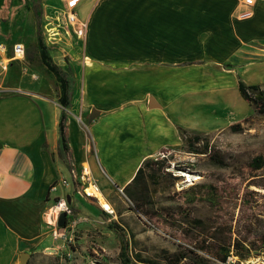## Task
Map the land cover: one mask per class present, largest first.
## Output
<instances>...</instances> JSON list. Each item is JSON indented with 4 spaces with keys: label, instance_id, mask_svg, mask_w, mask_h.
<instances>
[{
    "label": "crops",
    "instance_id": "crops-1",
    "mask_svg": "<svg viewBox=\"0 0 264 264\" xmlns=\"http://www.w3.org/2000/svg\"><path fill=\"white\" fill-rule=\"evenodd\" d=\"M36 2L43 30L65 7L59 0H30L33 9ZM76 5L87 24L84 38L68 34L66 24H58L62 33L55 41L44 31L70 82L64 106L60 87L45 70L23 71L24 59L9 54L15 30L2 26L7 21L15 26L23 5L0 0L1 82H9L0 85V264H22L24 253L26 264H67L63 242L44 218L58 198H66L72 216L81 218L78 243L98 230L127 239V224H136V217L129 216L133 211L125 209L124 197L130 199L121 191L142 163L182 145V129L208 134L226 127L216 114L233 116L228 90L239 89L238 73L257 63L264 74V0L252 6L241 0H79ZM85 167L113 213L82 192ZM61 177L70 184L63 185ZM111 220L123 233L110 227ZM74 264L135 263L78 258Z\"/></svg>",
    "mask_w": 264,
    "mask_h": 264
},
{
    "label": "rangeland",
    "instance_id": "rangeland-1",
    "mask_svg": "<svg viewBox=\"0 0 264 264\" xmlns=\"http://www.w3.org/2000/svg\"><path fill=\"white\" fill-rule=\"evenodd\" d=\"M17 1L23 6L15 15L13 21L15 26L9 21L2 26L3 29L11 26L15 30L8 46L9 54L14 58L24 59L23 71L39 70L42 74L45 70L59 87L55 76L43 67L44 64L39 58L37 18L33 3L30 4V0ZM56 1L49 0L48 3L56 4ZM42 34L44 35L43 28ZM18 43L23 44V51L19 54L15 51V45ZM48 47L51 55L53 49H57ZM53 59L55 62L59 60L57 57ZM256 64L249 66L245 72H239L238 78L252 81L253 84L258 81L264 83V74L259 69L260 65ZM1 71L0 85L1 76L5 75V72ZM43 82L46 83L47 79L45 78ZM7 83L2 85H8ZM261 85L264 88V84ZM228 93L227 102L229 108L230 105L234 108L233 116L221 117L216 114L219 124L226 127L208 134L200 133L203 135V140L198 145L200 150L204 151V145L208 143V150L212 151V154H219L224 159V165L215 163L206 153L191 152L185 141L175 149L166 150L154 157L166 159L169 166L162 169L157 181H152L150 201L144 202L143 207L145 211L156 213L155 222L163 220L164 225L158 226L149 220L135 208L132 200L124 197V191H121L127 202V205H124L125 209L134 212L129 216L134 220V216L136 217V224L135 222L127 224L129 236L124 239L118 233L114 236H106L99 230L94 231L81 243L77 241L78 253L73 256L74 263L78 258L91 259L97 263L120 260L122 249L127 245L128 255L137 264H148L139 259H160L165 250L173 252L181 249V246L193 247L194 243L185 237L186 231L192 228L190 224L192 217L205 220L206 226L203 231L208 233L213 229L212 225L216 220L220 218L230 220L233 214V236H248L257 243L258 249L250 245L252 249L248 260L264 254V247L256 241L264 234V175L251 177L252 169L249 165L255 156L264 155V115L254 111L238 88L229 89ZM219 108L224 109L225 106L220 105ZM232 124L239 125L232 128ZM174 175H177V179ZM210 191L214 194L212 198ZM198 234L201 235L202 232L195 230V235ZM106 244L111 248V252L103 248H107ZM117 245L119 251H114ZM203 255L206 257L204 264L218 263L216 258ZM230 256L232 258L228 257L225 264H240L242 261L233 254ZM63 258L70 261L72 254H64Z\"/></svg>",
    "mask_w": 264,
    "mask_h": 264
},
{
    "label": "trees",
    "instance_id": "trees-1",
    "mask_svg": "<svg viewBox=\"0 0 264 264\" xmlns=\"http://www.w3.org/2000/svg\"><path fill=\"white\" fill-rule=\"evenodd\" d=\"M34 9L37 18V47L39 50V58L44 64L43 67L55 76L61 91L60 102L62 105L67 106L70 82L65 71L54 61L49 47L45 42L41 27L40 4L36 2ZM239 90L244 100L247 101L250 106H252L254 111L264 115V88L262 85L258 83H246L239 78ZM238 125L239 124H232L231 127L236 128ZM60 132L61 142L63 146L66 147L67 134L63 119L60 123ZM182 137L189 145L191 152L206 153L214 160L215 163L224 165V159L219 154H212V151L208 150V143L204 145V151L200 150L198 145L203 140L202 134H193L186 129H182ZM249 165L252 169L250 174L251 177H261V175H264V155L255 156ZM168 166L169 164L166 162V159H146L139 167L133 180L123 190L125 195L130 200H132L135 208L146 215L148 219L152 220L153 222H155L156 213L145 211L143 207L144 202L150 201L152 181H157L162 173V169L167 168ZM174 177L177 179V175H174ZM210 194L212 198L214 194H212L211 191ZM233 215L232 219L230 220H227L226 218H220L216 220L212 225L213 229L208 233L203 231L206 226V221L198 217H192L190 219L192 228L190 231H186L185 237L188 239V241L194 243L193 247L181 246V249L173 252L165 250L160 256V259L150 260L140 258L139 260L148 264H204L206 257L203 254H207L216 258L218 260L217 264H225L231 254L237 256L239 260H248L250 251L252 249L250 245H252L254 249H258L257 243L248 236H233ZM190 217L191 216L189 215L188 218ZM161 221L162 222H155L156 225H164L163 220ZM109 225L117 232L123 233V228L116 220H111ZM195 230H200L202 234L195 235ZM256 241L260 242L262 247H264V234L261 235ZM127 249V245L122 249L120 261L123 263L137 264V262L128 255Z\"/></svg>",
    "mask_w": 264,
    "mask_h": 264
},
{
    "label": "built area",
    "instance_id": "built-area-1",
    "mask_svg": "<svg viewBox=\"0 0 264 264\" xmlns=\"http://www.w3.org/2000/svg\"><path fill=\"white\" fill-rule=\"evenodd\" d=\"M64 2L65 7L60 10L58 15L57 22H49L45 27V36L48 40L55 41L54 38H57L62 32L60 31V25L66 24L67 33L70 35H75L79 38H84L86 35L87 24L84 20L79 18L77 12L76 3L79 0H59ZM244 4L252 6L255 4L256 0H241ZM15 51L19 54L23 51V44L18 43L15 45ZM1 68V65H0ZM1 70V69H0ZM81 180L83 181L82 192L86 197L93 198L98 202L99 193H103L97 180L91 175L87 167L84 168L83 173L81 174ZM63 185L68 186L70 181L61 177L59 180ZM58 183L51 186L52 190H56ZM100 203V202H99ZM103 207V206H102ZM104 208V207H103ZM105 209V208H104ZM109 213H113V209H105ZM73 208L66 198H58L56 201L48 206L44 211V218L46 223L52 227L53 237L55 239H60L63 242L62 248L66 249L65 254H72V261H67V264H74L73 256H75L77 248V234H76V225L78 220L81 218L73 217ZM62 213L67 214L65 226H60L59 221ZM52 250V249H50ZM229 258H232L229 256ZM237 259V257H235ZM240 264H264V254L258 255L256 258L251 260H243Z\"/></svg>",
    "mask_w": 264,
    "mask_h": 264
},
{
    "label": "water",
    "instance_id": "water-1",
    "mask_svg": "<svg viewBox=\"0 0 264 264\" xmlns=\"http://www.w3.org/2000/svg\"><path fill=\"white\" fill-rule=\"evenodd\" d=\"M94 117H95V114L92 113L91 114V119H93ZM66 219H67V214L66 213H62L61 218H60V221H59V225L62 226V227L65 226ZM27 258H28V254L27 253H24L23 256H22V258H21L22 264H26Z\"/></svg>",
    "mask_w": 264,
    "mask_h": 264
},
{
    "label": "bare ground",
    "instance_id": "bare-ground-1",
    "mask_svg": "<svg viewBox=\"0 0 264 264\" xmlns=\"http://www.w3.org/2000/svg\"><path fill=\"white\" fill-rule=\"evenodd\" d=\"M98 197H99V202L102 204V206L105 208V209H110L112 210V206L110 204V202L107 200V198L105 197V195L103 193H99L98 194Z\"/></svg>",
    "mask_w": 264,
    "mask_h": 264
}]
</instances>
